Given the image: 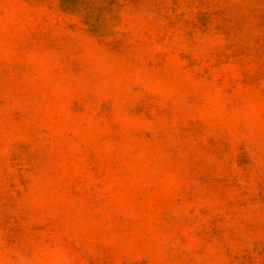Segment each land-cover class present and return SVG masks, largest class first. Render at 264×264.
I'll return each mask as SVG.
<instances>
[{
    "label": "rangeland",
    "instance_id": "obj_1",
    "mask_svg": "<svg viewBox=\"0 0 264 264\" xmlns=\"http://www.w3.org/2000/svg\"><path fill=\"white\" fill-rule=\"evenodd\" d=\"M0 264H264V0H0Z\"/></svg>",
    "mask_w": 264,
    "mask_h": 264
}]
</instances>
